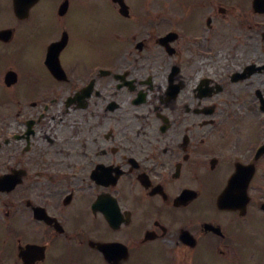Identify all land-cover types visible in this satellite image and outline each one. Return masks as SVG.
<instances>
[{"label": "flooded vegetation", "instance_id": "af4514ba", "mask_svg": "<svg viewBox=\"0 0 264 264\" xmlns=\"http://www.w3.org/2000/svg\"><path fill=\"white\" fill-rule=\"evenodd\" d=\"M110 3L1 4L0 264H264V0Z\"/></svg>", "mask_w": 264, "mask_h": 264}, {"label": "rangeland", "instance_id": "374dc122", "mask_svg": "<svg viewBox=\"0 0 264 264\" xmlns=\"http://www.w3.org/2000/svg\"><path fill=\"white\" fill-rule=\"evenodd\" d=\"M9 0H6V2L8 3ZM152 1V0H151ZM153 5V2H150V7ZM0 9L3 10V6L1 5V2H0Z\"/></svg>", "mask_w": 264, "mask_h": 264}, {"label": "water", "instance_id": "95a60500", "mask_svg": "<svg viewBox=\"0 0 264 264\" xmlns=\"http://www.w3.org/2000/svg\"><path fill=\"white\" fill-rule=\"evenodd\" d=\"M35 1V0H34ZM19 10V9H18Z\"/></svg>", "mask_w": 264, "mask_h": 264}]
</instances>
